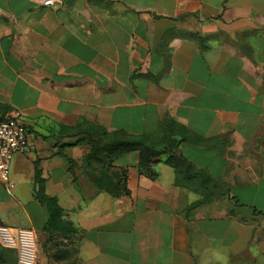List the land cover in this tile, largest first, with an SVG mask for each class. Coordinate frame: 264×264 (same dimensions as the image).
Wrapping results in <instances>:
<instances>
[{
    "label": "crops",
    "instance_id": "obj_1",
    "mask_svg": "<svg viewBox=\"0 0 264 264\" xmlns=\"http://www.w3.org/2000/svg\"><path fill=\"white\" fill-rule=\"evenodd\" d=\"M42 1L0 0V117L30 143L0 224L34 229L40 264H264V0ZM80 122L164 147L157 176L137 152L85 165ZM120 168L128 194L96 184ZM36 170L74 231L46 230Z\"/></svg>",
    "mask_w": 264,
    "mask_h": 264
},
{
    "label": "trees",
    "instance_id": "obj_2",
    "mask_svg": "<svg viewBox=\"0 0 264 264\" xmlns=\"http://www.w3.org/2000/svg\"><path fill=\"white\" fill-rule=\"evenodd\" d=\"M85 122L79 123L76 127L78 135H85L87 144L90 146L89 152L84 157V164L90 165L96 163L100 165L107 172L110 167L115 166L114 163L121 156L131 153H138V167L148 173L152 178L157 176L153 171L152 164L156 158L166 152L164 147H159L156 143H147L143 138H134L128 136L120 131H107L97 125L86 124L80 128ZM70 163L73 165V160L69 158ZM166 163L173 166L178 175L184 174L188 177H204V172L197 170L193 167L192 163L183 155L173 154L169 156ZM118 176H109L105 174L103 182L95 180L96 184L103 185L102 187L113 195L128 194L129 190L126 187L127 172L124 168H120ZM36 180L39 188L36 191L38 199L44 203L50 213L49 220L46 225V230H54L61 228V230L74 231L70 221H62L63 209L59 206L58 200L54 196L48 195L43 186V181L39 178L36 170ZM197 203L191 205L193 208ZM2 245L0 244V261L2 264H7L3 258L1 251Z\"/></svg>",
    "mask_w": 264,
    "mask_h": 264
},
{
    "label": "built area",
    "instance_id": "obj_3",
    "mask_svg": "<svg viewBox=\"0 0 264 264\" xmlns=\"http://www.w3.org/2000/svg\"><path fill=\"white\" fill-rule=\"evenodd\" d=\"M56 0H43L44 5H54ZM30 143L20 112L7 118L0 117V181L14 188L11 179V165L17 153H28ZM0 241L17 250L19 264H40V247L37 233L32 228H11L0 224Z\"/></svg>",
    "mask_w": 264,
    "mask_h": 264
}]
</instances>
